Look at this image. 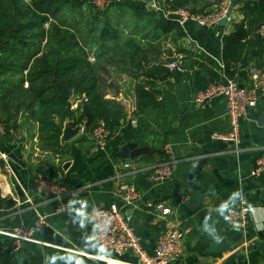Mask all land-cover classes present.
<instances>
[{"label":"crops","instance_id":"1","mask_svg":"<svg viewBox=\"0 0 264 264\" xmlns=\"http://www.w3.org/2000/svg\"><path fill=\"white\" fill-rule=\"evenodd\" d=\"M245 1L234 0L232 23L225 29L194 23L182 28L178 24L184 33L181 37L175 30L156 43L147 40L160 51L157 65L166 67L175 57L186 70L179 80L169 71L171 74L158 81L156 90L164 94L161 108L134 116L136 81L117 69L111 73L122 77L124 85L115 90L106 87L103 92L108 99L120 101L129 117L104 151L82 126H77L80 132L75 137L62 141L66 153L61 156L42 150L31 125L15 134L13 144L5 143L0 135V149L8 154L15 172L7 176L0 163V229L12 231L19 226L35 227L41 220L45 223L35 231L38 242L26 243L18 252L12 250L14 240L0 234V264H106L95 257L115 256L99 249L93 241L94 225L81 213L108 209L113 203L130 217L149 255L154 254L162 233L178 228L185 236L182 256L174 264H264V175H252L264 156V93L241 121V143L236 151L232 143L215 139V135L230 132L225 98L216 96L198 104L195 97L201 90L193 83L198 73L209 88L225 82L223 41L241 24ZM125 2L146 6L153 20L164 17L149 0ZM166 2L157 0L160 8ZM152 27L147 32L156 35ZM260 34L264 35V27ZM243 62L235 79L248 86L249 68L258 65L252 60ZM80 103V98L73 102L78 114ZM130 146L133 149L125 152ZM166 146L173 150L175 174L170 181L156 184L151 176L168 160ZM126 164L131 168L126 169ZM39 177L54 179L59 192H41ZM123 184L135 185L141 200L132 205L121 202L118 190ZM60 202L70 203L80 213L56 214ZM157 203L171 208L172 214L162 217L149 208ZM244 204L255 208V213L249 217L246 231H235L228 225L227 209ZM120 260V264H138L131 254Z\"/></svg>","mask_w":264,"mask_h":264},{"label":"trees","instance_id":"2","mask_svg":"<svg viewBox=\"0 0 264 264\" xmlns=\"http://www.w3.org/2000/svg\"><path fill=\"white\" fill-rule=\"evenodd\" d=\"M111 7L100 11L93 0H0V135L5 143H15V134L31 125L42 150L61 156L66 153L62 144L66 122L84 127L90 135L100 122L113 135L125 126L129 113L120 101L106 97L91 57L136 81L134 116L163 106L164 94L156 88L160 78L171 73L156 64L160 51L152 44L175 30L181 37L182 29L163 16L153 20L146 6H129L123 1ZM189 7L193 13H205L213 5L211 0L169 4L170 10ZM241 8V24L223 41L224 73L231 79L236 78L243 60L244 65L252 60L264 66V35L260 34L264 0H247ZM85 12L88 39L83 44L70 15L84 17ZM114 15L128 20L122 23ZM152 26L156 35L147 32ZM171 75L178 80L183 76ZM202 78L196 74L193 83L206 92L209 85ZM76 98L81 99L80 114L74 109Z\"/></svg>","mask_w":264,"mask_h":264},{"label":"built area","instance_id":"3","mask_svg":"<svg viewBox=\"0 0 264 264\" xmlns=\"http://www.w3.org/2000/svg\"><path fill=\"white\" fill-rule=\"evenodd\" d=\"M127 0H116V2ZM152 7L163 13L164 18L177 22L182 28L187 24L194 23L201 27H216L222 21L226 20L227 25L232 23V17L229 16L234 0H222L214 4L211 11L205 13H193L188 8L167 10L160 8L157 0H149ZM174 0H167L166 3L172 4ZM93 4L100 10H108L113 3L110 0H93ZM91 61L95 59L92 57ZM166 68L171 72L184 74V66L174 60L167 64ZM248 86H242L237 79L226 78L225 82L210 87L206 92L198 93L195 101L203 104L206 101L222 96L226 101V111L230 124V132L226 136L215 135V139L224 140L232 143L234 149L239 151L241 143V121L247 116L251 109H254L259 102L260 95L264 93V67L253 66L248 71ZM2 131V128H0ZM3 132V131H2ZM113 133L108 129L104 122L92 133L91 137L96 147L104 151ZM168 160L160 164L152 173L151 179L156 184H163L173 179L175 174V160L171 146L164 149ZM0 163L7 176H14V168L10 162L7 153L0 149ZM131 168V164L124 166ZM254 177L264 175V156L261 157L252 172ZM38 187L41 192L55 195L59 192V187L54 179L48 177H39ZM118 197L126 205H132L141 200V193L132 184H123L119 187ZM157 214L162 217H169L172 209L164 203L149 205ZM56 214L60 213H80L73 205L68 202H60L56 209ZM255 213V208L248 205L228 207V225L235 231H246L249 225V217ZM89 219L94 225L93 241L99 249L108 252L115 257H95L96 260L106 264H120L123 256L131 254L138 259V264H174L182 256V247L185 233L178 228H172L159 237L155 252L149 255L145 252L140 237L131 226V219L122 212L118 203H113L108 209L93 208L88 212L81 213ZM45 223L41 220L35 227L19 226L12 231H3L0 234L8 236L14 240L12 250L18 252L26 243H37L35 231L41 228ZM78 255L82 253L73 252Z\"/></svg>","mask_w":264,"mask_h":264},{"label":"rangeland","instance_id":"4","mask_svg":"<svg viewBox=\"0 0 264 264\" xmlns=\"http://www.w3.org/2000/svg\"><path fill=\"white\" fill-rule=\"evenodd\" d=\"M110 1L113 3V5L115 3H117L116 0H110ZM121 2H123V1H121ZM216 3H217L216 0H211V5L214 6V4H216ZM128 4H129V6H132V5L136 6V4L132 3V2H128ZM161 7L169 10V3H166V5L164 4ZM111 9H114V7H111ZM188 9L193 11V7H189ZM196 12H198V11H196ZM110 15H113V14H110ZM70 17H72L74 23H76V27H77L76 29H78L77 30V34L80 36V39H81L82 43L84 44L85 41L88 39L87 35H86V30H87L86 29V24H87L88 19H89L88 14L85 12V16L84 17L82 15H79V13L78 14H74V15L71 14ZM113 17H114V19H116L118 21L120 20L122 23L128 20V19H125V17H120V19H119V17H117L116 15H114ZM85 19H86V21H83ZM77 24H79V25H77ZM29 50L32 51L33 48H29ZM92 63L96 64V66L98 67L97 71H98V73H99V75L101 77V88L102 89H106V87H107V88H110V89L113 88L115 90V89H117V87H122L124 85V83L121 84V82H120L122 77H120L118 74L115 75V73L111 75V73H113V71L116 70L114 67L108 66V65H106L105 63H102V62L96 63V61H94ZM115 72H117V71H115Z\"/></svg>","mask_w":264,"mask_h":264},{"label":"water","instance_id":"5","mask_svg":"<svg viewBox=\"0 0 264 264\" xmlns=\"http://www.w3.org/2000/svg\"><path fill=\"white\" fill-rule=\"evenodd\" d=\"M235 9V4L232 5L229 16L232 15L233 10ZM219 29H225L227 27V23L226 20L222 21L219 24ZM166 77H163L162 80H164ZM80 132V128L79 127H75L73 122L68 123V126L65 128L64 132H63V136H62V141L67 142L69 140H71L73 137H75L78 133ZM129 149H133V147H127L125 149V152H128Z\"/></svg>","mask_w":264,"mask_h":264}]
</instances>
